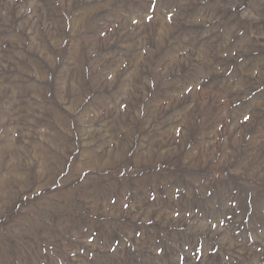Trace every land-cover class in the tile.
Segmentation results:
<instances>
[{
  "label": "rangeland",
  "instance_id": "obj_1",
  "mask_svg": "<svg viewBox=\"0 0 264 264\" xmlns=\"http://www.w3.org/2000/svg\"><path fill=\"white\" fill-rule=\"evenodd\" d=\"M0 264H264V0H0Z\"/></svg>",
  "mask_w": 264,
  "mask_h": 264
}]
</instances>
